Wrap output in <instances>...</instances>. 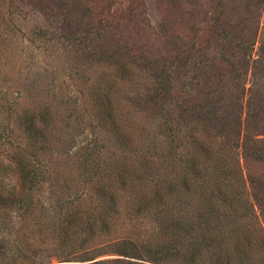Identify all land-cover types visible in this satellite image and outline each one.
<instances>
[{
  "label": "trees",
  "instance_id": "obj_1",
  "mask_svg": "<svg viewBox=\"0 0 264 264\" xmlns=\"http://www.w3.org/2000/svg\"><path fill=\"white\" fill-rule=\"evenodd\" d=\"M221 21L213 16L199 40L213 42ZM3 26L0 51L10 52L17 28ZM66 39L72 56L63 64L86 58L79 42ZM129 48L116 41L92 56L104 71L85 76L86 93L73 80L82 112L68 92L69 108L54 103L60 89L48 82L41 90L37 75L17 83V102L0 97V264H264L257 254L264 234L255 227L264 222L261 100L191 102L189 82L165 79L142 47ZM187 56L175 58L173 73ZM123 82L134 95L117 96ZM57 108L69 110L66 118ZM141 110L158 120L151 136L133 120ZM86 129L92 136L82 145ZM67 135L74 143L62 151Z\"/></svg>",
  "mask_w": 264,
  "mask_h": 264
},
{
  "label": "rangeland",
  "instance_id": "obj_2",
  "mask_svg": "<svg viewBox=\"0 0 264 264\" xmlns=\"http://www.w3.org/2000/svg\"><path fill=\"white\" fill-rule=\"evenodd\" d=\"M147 1L0 0V31L4 24L14 23L17 28L12 35L11 51H0V58L8 61L2 65L0 72H8L12 76L9 81L0 76V97L9 102H17V83L33 80V75H37L43 77V84H39L41 90L48 82L60 89L61 94H56L54 103H66L61 107L69 108L66 102L68 92L70 100L75 98L72 106L79 107L77 112H82L81 98L74 91L73 80L77 82L79 78L77 90L86 93L91 80L86 82L85 76L94 80L99 72L104 71L92 56L104 51L106 44L117 41L125 48L130 46L129 49L142 47L150 59L157 61L158 69L165 79H171L173 75L175 79L189 82L186 90L191 93V102L208 103L215 96H220L227 104L241 100L246 107L248 101L244 98L252 97L261 100L264 105V0L260 3L258 0L252 1L256 3L248 0H154V4ZM215 15L224 23V27L219 29L222 33L217 32L213 42L200 41L201 33L207 28L206 23L211 24ZM155 22H161V28ZM99 25H104V28ZM67 37L80 43L78 49L86 58L78 63L68 60L72 64H63L68 59L67 55L72 56L64 47ZM45 38L51 39L52 47H57L56 50H45L51 45L50 41L43 43ZM136 43H139L138 46ZM195 43L193 49H189ZM231 44L234 46L233 51L230 49ZM209 45L211 47L206 48ZM184 52L188 53V61L180 72L175 70V75L178 74L175 77L172 72L176 65L175 58ZM29 57L32 60H28ZM175 79H172L174 83ZM115 88L120 98L132 96L136 90L133 85L125 86V82L116 83ZM40 95L43 98L45 96L43 93ZM36 98L45 100L39 95ZM132 101L138 104L139 99ZM56 104L54 106L58 107ZM58 109V118H66L69 110L62 112L61 108ZM141 112L133 120L145 127L150 136L155 134L158 120L148 119V114H151L148 111ZM143 115L147 118H143ZM257 126L258 130H263L264 120ZM87 133L88 130H84V136H79L77 142L84 145L90 141L91 137L86 136L92 135ZM74 138L65 136L61 150L66 151L74 143ZM255 227L264 234V222H258ZM12 229L8 235L10 239L16 233V228ZM0 231L4 236L5 229L0 227ZM262 249H258L257 254H264ZM107 258L101 256L97 259ZM49 264L58 262L52 259Z\"/></svg>",
  "mask_w": 264,
  "mask_h": 264
}]
</instances>
